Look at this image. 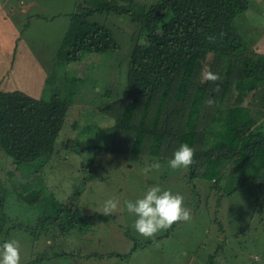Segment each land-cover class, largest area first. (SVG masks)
Here are the masks:
<instances>
[{"label": "trees", "instance_id": "16d2710c", "mask_svg": "<svg viewBox=\"0 0 264 264\" xmlns=\"http://www.w3.org/2000/svg\"><path fill=\"white\" fill-rule=\"evenodd\" d=\"M248 6L249 0H158L148 8L135 0H77L57 50V57L66 65L82 61L86 53L118 47L110 27L94 19L96 13L126 14L139 28V40L129 52L125 95L113 98L108 91L101 105L92 99L96 112L105 113L113 122L100 131L104 138L96 141L99 145L91 147V169L100 153L146 151L153 158L161 153L172 158L175 150L187 143L195 150L189 181L195 177L216 180L226 163L233 168L225 185L227 194L252 181H264V54L254 52L235 25L236 16ZM209 35L217 37L214 43L206 39ZM209 54L227 62L222 60L216 69ZM206 68L220 75L219 92L214 91L215 84L200 82ZM56 74L45 78L51 92L47 98L17 88L0 89V149L16 168L38 174L32 181L26 177L11 185L1 183L0 245L10 240L15 228L36 236L48 225L67 233L87 227L90 216L82 214L76 204L82 188L59 201L43 186L34 185L41 179L42 167L55 152L61 133V144H69V139L78 144L76 121L70 125L72 136H65L67 131L62 128L83 77L62 74L60 81ZM209 112V122H202ZM210 132L213 138L204 146ZM68 149L76 154L84 150L77 146ZM7 172L11 176L14 170ZM12 197L15 200L10 210ZM26 216L34 225L23 223ZM173 228L175 224L166 235ZM246 249L250 253L255 245Z\"/></svg>", "mask_w": 264, "mask_h": 264}, {"label": "rangeland", "instance_id": "374dc122", "mask_svg": "<svg viewBox=\"0 0 264 264\" xmlns=\"http://www.w3.org/2000/svg\"><path fill=\"white\" fill-rule=\"evenodd\" d=\"M135 1L148 8L158 0ZM76 2L0 0L1 90L17 88L47 98L51 93L49 84L45 83L48 74L57 72L60 81L62 74L83 77L62 128L63 132L67 131L65 136H72L69 130L75 120L78 144L72 139L69 144H61L60 132L55 152L42 167L41 182L34 185L43 186L59 201H65L76 188H82L76 204L82 214L90 216L87 227L86 230L73 228L67 233L48 225L46 231L36 236L23 228L13 229L9 239L20 242L21 264H264V181H252L227 194L225 185L233 169L230 163L223 165L224 171L216 180L195 177L189 181V168L173 170L168 167L171 158H165L163 153L153 158L146 151L122 155L100 153L91 169L89 161L94 151L91 147L99 145L96 141L104 138L100 131L113 122L105 113L98 114L95 105H101L108 91L113 98L125 95L129 52L139 40V28L126 14L96 13L94 19L110 27L118 47L86 53L82 61L66 65L60 62L57 50ZM235 25L249 47L264 54V0H249L248 8L236 16ZM208 58L216 69L227 62L226 58L213 54ZM230 93L231 88L227 94ZM208 115L202 122H209L212 113ZM213 135L207 133L204 146L211 142ZM69 146L84 150L76 154ZM9 159L0 149V186L26 177L32 181L34 174L38 175L29 174L23 167L16 168ZM154 159L161 163V170L141 175L145 162ZM11 169L14 173L9 176L7 171ZM156 184L174 194H182L192 219L174 223L175 228L168 235L162 231L152 240L136 232L133 227L136 217L127 212L125 202L135 201ZM110 196L119 197L121 210L101 217L98 210ZM14 200L10 199L12 207L8 209L12 210ZM24 219V224L34 225L29 217ZM250 244L255 249L246 253L244 249Z\"/></svg>", "mask_w": 264, "mask_h": 264}, {"label": "clouds", "instance_id": "9594fccd", "mask_svg": "<svg viewBox=\"0 0 264 264\" xmlns=\"http://www.w3.org/2000/svg\"><path fill=\"white\" fill-rule=\"evenodd\" d=\"M221 33V37H222ZM206 39L214 43L215 35H209ZM221 80L218 73L206 70L202 73L201 83L211 82L216 85L214 91H220ZM209 105L212 100L207 102ZM195 150L187 143H182L175 150L173 157L168 161V167L177 169H188L194 163ZM162 168L158 159L145 162L140 169V174L147 176L152 172H159ZM128 213L135 215L133 227L141 236L155 240L162 231H167L174 223L188 222L192 219L191 209L184 205V197L180 193L174 194L171 190L162 189L159 184L153 185L135 201L125 202ZM121 210L120 199L117 196H110L103 202L99 213L105 216L115 215ZM0 264H21V245L18 240L12 239L0 245Z\"/></svg>", "mask_w": 264, "mask_h": 264}, {"label": "crops", "instance_id": "0c3cea01", "mask_svg": "<svg viewBox=\"0 0 264 264\" xmlns=\"http://www.w3.org/2000/svg\"><path fill=\"white\" fill-rule=\"evenodd\" d=\"M20 35V32H18L17 33V37ZM13 44L15 45L16 44V42H14V40H13Z\"/></svg>", "mask_w": 264, "mask_h": 264}]
</instances>
